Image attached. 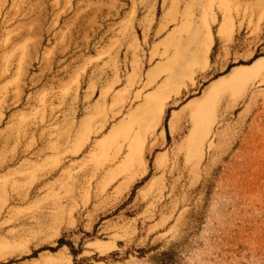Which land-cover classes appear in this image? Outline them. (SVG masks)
Listing matches in <instances>:
<instances>
[{
    "label": "rangeland",
    "instance_id": "rangeland-1",
    "mask_svg": "<svg viewBox=\"0 0 264 264\" xmlns=\"http://www.w3.org/2000/svg\"><path fill=\"white\" fill-rule=\"evenodd\" d=\"M165 254L264 264V0H0V264Z\"/></svg>",
    "mask_w": 264,
    "mask_h": 264
},
{
    "label": "bare ground",
    "instance_id": "bare-ground-1",
    "mask_svg": "<svg viewBox=\"0 0 264 264\" xmlns=\"http://www.w3.org/2000/svg\"><path fill=\"white\" fill-rule=\"evenodd\" d=\"M204 23V22H203ZM208 24V23H207ZM204 25V24H203ZM224 31V30H223ZM224 33V32H223ZM204 35L206 38L208 39H212L213 37V32H212V28L210 27H207L205 28L204 31H200V35ZM202 42V41H201ZM208 45V44H207ZM210 49L208 48L207 52L205 53V57H207V54H208V51ZM206 51V50H205ZM195 52V51H194ZM201 53V51L199 52ZM200 59V58H199ZM202 59V58H201ZM199 63V62H198ZM204 66V65H203ZM127 163L130 164V169H134L136 171V173L134 174V176L141 170V167H142V161L138 158V155H136L135 157H130L127 159ZM137 164V165H136ZM136 165V167H134ZM128 185V184H127ZM127 185L123 188H126ZM122 190H120L119 192L121 193Z\"/></svg>",
    "mask_w": 264,
    "mask_h": 264
},
{
    "label": "trees",
    "instance_id": "trees-1",
    "mask_svg": "<svg viewBox=\"0 0 264 264\" xmlns=\"http://www.w3.org/2000/svg\"><path fill=\"white\" fill-rule=\"evenodd\" d=\"M169 254H165L160 258V264H169Z\"/></svg>",
    "mask_w": 264,
    "mask_h": 264
}]
</instances>
